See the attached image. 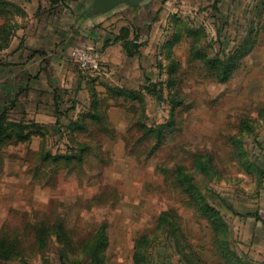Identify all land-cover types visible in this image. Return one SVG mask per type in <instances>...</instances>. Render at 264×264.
<instances>
[{"label":"rangeland","instance_id":"obj_1","mask_svg":"<svg viewBox=\"0 0 264 264\" xmlns=\"http://www.w3.org/2000/svg\"><path fill=\"white\" fill-rule=\"evenodd\" d=\"M255 2L166 0L140 27L110 13L102 70L51 85L14 79L36 19L0 0V264H264Z\"/></svg>","mask_w":264,"mask_h":264},{"label":"crops","instance_id":"obj_2","mask_svg":"<svg viewBox=\"0 0 264 264\" xmlns=\"http://www.w3.org/2000/svg\"><path fill=\"white\" fill-rule=\"evenodd\" d=\"M22 1L36 20L27 31L28 46L18 58L19 63L26 64L25 71L14 79L20 84L39 79L51 85L66 78H75L76 65L71 59L72 49L76 46L95 48L101 39H106L107 30L103 27H112L114 22L108 18L110 13L120 11L121 19L124 16L128 20L126 25L140 27L159 16L163 5L158 0H147L137 8L121 5L109 13L95 14L93 0H72L75 7L69 6L67 9L59 8L58 0ZM255 1L256 6H263L264 0ZM104 34L101 38L100 35ZM11 86L9 84L10 92Z\"/></svg>","mask_w":264,"mask_h":264},{"label":"built area","instance_id":"obj_3","mask_svg":"<svg viewBox=\"0 0 264 264\" xmlns=\"http://www.w3.org/2000/svg\"><path fill=\"white\" fill-rule=\"evenodd\" d=\"M71 59L76 66L88 73H97L103 68L101 54L92 47H74Z\"/></svg>","mask_w":264,"mask_h":264},{"label":"water","instance_id":"obj_4","mask_svg":"<svg viewBox=\"0 0 264 264\" xmlns=\"http://www.w3.org/2000/svg\"><path fill=\"white\" fill-rule=\"evenodd\" d=\"M147 0H93L92 9L95 14H106L121 5L137 8Z\"/></svg>","mask_w":264,"mask_h":264},{"label":"trees","instance_id":"obj_5","mask_svg":"<svg viewBox=\"0 0 264 264\" xmlns=\"http://www.w3.org/2000/svg\"><path fill=\"white\" fill-rule=\"evenodd\" d=\"M165 1H166V0H162V3H164ZM218 63L220 64L219 61H218ZM210 64H211V66H212V65H214V62L211 61ZM223 80L226 81L227 78L224 77ZM184 177H185V176H184ZM184 179L186 180L185 183H184L183 181H180V180H183V179H180V178H179V182H180L179 184H180L181 187H183V188H182L183 192L190 193V194H194V193L188 188V184H191V183L189 182V180H188L187 178H184ZM208 208H209V207H208ZM147 237H148V236L145 235V236L140 237V239H141V240H146ZM99 242H100V239H99ZM217 251H218V255L221 256L222 258H223V257L227 258L228 255L231 256V257L233 258L234 264H252L251 262H247V261H245L244 259H242V257H240V256H239L237 253H235V252L225 253V251H226L225 249H222V250L218 249ZM227 254H228V255H227ZM140 261H141V260H140ZM140 261H139V262H140ZM137 263H138V262H137Z\"/></svg>","mask_w":264,"mask_h":264}]
</instances>
